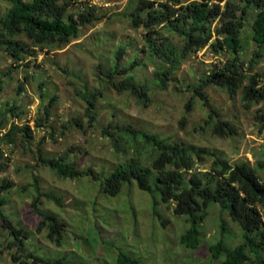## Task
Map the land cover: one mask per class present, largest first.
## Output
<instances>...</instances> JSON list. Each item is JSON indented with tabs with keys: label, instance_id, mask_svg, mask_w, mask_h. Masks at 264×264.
Here are the masks:
<instances>
[{
	"label": "rangeland",
	"instance_id": "1",
	"mask_svg": "<svg viewBox=\"0 0 264 264\" xmlns=\"http://www.w3.org/2000/svg\"><path fill=\"white\" fill-rule=\"evenodd\" d=\"M63 1L68 2L67 11L73 13L83 6H93L101 19L83 26L79 36L61 48L34 47L25 35L18 36L27 46L22 59L0 48V120L5 114L7 121L2 131L12 125L19 129L29 125L27 134H31L28 137L26 131H19L12 144L3 143L5 158L0 160V184L3 179L11 184L4 191L7 203L2 210L14 225L27 232L25 252L33 251L62 264H117L122 251L135 257L136 264H216L218 260L208 249L210 244L224 239L229 249L242 242L241 226L221 206L212 205L201 222V246L185 248L179 237L189 223L174 215V204H167L159 194L142 190L134 181L111 196L102 192L101 181L87 176L61 178L41 160L61 158L68 152L69 160H74L79 169L92 166L107 174L120 161L133 156L131 150L117 152L112 137L104 134L105 129L119 123L159 134L171 142L206 148L232 164L248 161L255 165L263 155L264 119L260 115L264 101L244 102L243 85L248 79L235 93L226 86L202 83L209 71L231 57L228 52L217 53L211 41L182 58L163 88L155 71L169 68L170 63L150 56L146 50L148 30L144 24H135L133 18L141 0ZM10 6V0H0V18ZM254 13L252 9L248 12L241 33L240 61L246 74H256L264 83V48L258 62L251 65L258 48L251 37ZM217 23H213V29ZM157 29L162 33L160 42L178 50L185 43L180 35L159 26ZM120 50V72L113 79L120 83L131 74L132 83L149 91L147 103L111 83L109 72ZM133 61L136 64L131 66ZM196 87L209 96L222 120L235 125L236 134L220 136L206 124L210 108L196 95ZM95 92L101 94L93 120L87 115L85 97ZM42 116L45 123L38 126ZM210 163L211 156L206 155L197 166L207 171ZM261 175L264 180V172ZM39 192L42 195L33 206ZM48 193L57 194L61 201L48 198ZM44 213H55L63 222L61 245L49 239L48 227L39 229ZM2 224L0 217V264H21L23 257L13 260L18 247L9 245L13 237Z\"/></svg>",
	"mask_w": 264,
	"mask_h": 264
},
{
	"label": "trees",
	"instance_id": "2",
	"mask_svg": "<svg viewBox=\"0 0 264 264\" xmlns=\"http://www.w3.org/2000/svg\"><path fill=\"white\" fill-rule=\"evenodd\" d=\"M187 1L141 0L133 13L135 24H144L148 30L146 50L149 55L170 63L169 68L155 71L157 82H162L164 88L166 79L176 70L180 60L211 41L210 46L217 53L228 52L231 57L224 65L209 71L202 83L226 86L235 93L244 80L248 79L243 85L244 102L258 104L264 101L262 79L256 74H246L241 68L240 61V52L243 49L241 33L251 9L255 12L251 23V37L258 46L251 65L258 62L262 56L264 0H191L188 3ZM10 2V8L0 18V48L16 59H22V53L27 52L26 43L18 39L20 35H25L34 47L61 48L78 37L83 26L101 19L93 6H83L78 13H73L67 11L68 2L61 0H10ZM216 20L218 23L213 29ZM158 26L169 33L180 35L185 40L181 49L170 46V43L160 42L162 33L157 29ZM213 37L215 39L212 41ZM121 52L122 50L117 53V61L109 72L111 83L118 90H129L140 102L147 103L149 91L132 83L131 74L120 83L113 79V76L120 72ZM135 64L136 61H133L131 66ZM195 93L210 108L206 124L212 127L215 134L232 136L237 133L232 122L221 119L220 113L212 107L209 96L201 87H196ZM99 94L101 92L83 96L88 102L87 115L93 120L97 114L95 108ZM190 103L191 101L187 104L188 110ZM46 109L49 111V106ZM4 115L0 120V160L5 158L1 149L3 143L12 144L19 131H26L25 135L28 137L31 135L27 134L30 132L29 125L20 129L12 125L8 131H2L7 122ZM260 116L264 119V111ZM44 118L40 117L38 126L45 123ZM104 134L112 137L117 152L131 150L133 155L120 161L107 174L97 171L92 166L79 169L74 160H69L68 152L61 158L42 157L41 163L51 168L61 178L87 176L101 181L102 192L111 196L119 194L124 185H131L134 181L142 190L153 195L159 194L164 202L174 204V215L184 218L189 223V228L182 233L179 241L185 248L193 250L203 242L201 222L208 216L212 205H219L241 226L242 242L229 249L224 239L210 244L208 249L212 257L218 260L216 264H264V180L261 175L264 172V145L263 155L256 160L255 165L248 161L232 164L206 148L178 141L171 142L159 134L130 125L112 124L111 129H105ZM206 155L211 156L209 169L200 171L197 165L205 161ZM10 187V181L3 179L0 184V217L3 229L11 238L13 237L9 245L18 247L13 254V260L17 261L23 257L21 264H62L58 260L48 261L33 251L25 252L24 237L27 232L23 227L14 225L2 210L7 203L4 191L7 192ZM41 195L39 192V196L32 203L33 206L39 202ZM46 196L57 202L61 201V197L55 193H48ZM38 227L39 229L48 227L49 239L57 245L62 244L63 222L59 215L44 213ZM222 230H225L224 223ZM136 262L135 257L123 251L118 254L117 264Z\"/></svg>",
	"mask_w": 264,
	"mask_h": 264
}]
</instances>
